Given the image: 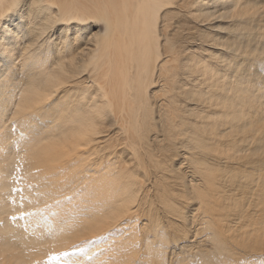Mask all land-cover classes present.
I'll list each match as a JSON object with an SVG mask.
<instances>
[{"label": "bare ground", "instance_id": "1", "mask_svg": "<svg viewBox=\"0 0 264 264\" xmlns=\"http://www.w3.org/2000/svg\"><path fill=\"white\" fill-rule=\"evenodd\" d=\"M0 18V133L5 131V135L0 134V148L4 147L0 149V164L4 163L0 170V221L4 215L19 214L18 208L26 197L23 192L17 195L20 185L13 191L16 185L11 188L12 177L18 173V160L31 159L21 149L11 148L6 132L10 126L18 130L21 118L25 120L38 112V117L33 118L37 120L43 109L59 108L71 116L54 118L53 122L48 118L50 122L46 120L40 128H33L38 130L37 135L36 131H28L31 115L26 120V131L34 134L33 147L43 144L38 149L47 153L53 148L66 159L64 162L70 161L76 168L81 165L83 182L97 176L92 183L97 182V187L89 198L93 194V207L101 218L113 221L119 215L126 217L139 194H152L161 212L169 213L168 219L164 216L168 220L167 225L163 220L164 227L174 228L169 226L173 237L177 233L185 238L180 232L185 228L177 219H181L183 210L193 207L195 199H200L198 209L207 214L205 222L214 220L215 224H211L215 231L212 237L217 244L211 237L209 240L217 247L212 243V250L233 248L232 255L228 250L232 258L242 256L247 264L248 256H252L256 264H264V110H260L264 104V61L260 56H264V0H0ZM167 19L177 22L170 26ZM95 25H101V31L87 36ZM27 33L36 36L31 41L24 40ZM171 39L177 44L176 52ZM63 42L64 50L53 51L60 49ZM39 50L53 52L51 58L39 56ZM66 51L70 53L69 63L64 61ZM88 85L93 89H87ZM152 87H158L153 94L149 92ZM74 91L79 93L77 99L66 98ZM78 107L82 110L76 111ZM109 111L116 114L112 121L107 117ZM44 113L40 116L44 117ZM9 122L14 123L7 125ZM64 167L57 169L63 173ZM149 167L154 168L152 177ZM20 169V175L27 171ZM45 172L33 175V186L44 180L51 184L59 175L64 177V173L48 172L46 176ZM7 179H12L11 183ZM5 188L11 191L5 193ZM29 191H35L31 196H37L38 186ZM80 192L83 195L84 191ZM142 207L143 203L137 205L138 210ZM195 211L198 212L194 208ZM177 213L180 217L174 219ZM30 218L36 221L34 216ZM12 221L6 217L0 223V247L14 240L3 232ZM15 223L20 224V220ZM187 223L192 226L195 220L187 219ZM178 226L180 231L175 229ZM207 229L203 228L209 235ZM174 230L179 232L174 234ZM192 233L187 242L198 235L197 231L194 236ZM153 241L156 240L150 242ZM240 241L247 243L243 246ZM117 251L113 252L116 256ZM221 259L225 264H234Z\"/></svg>", "mask_w": 264, "mask_h": 264}, {"label": "rangeland", "instance_id": "2", "mask_svg": "<svg viewBox=\"0 0 264 264\" xmlns=\"http://www.w3.org/2000/svg\"><path fill=\"white\" fill-rule=\"evenodd\" d=\"M167 20L169 21V22L167 21V24H170V26L174 25V23L177 22V19L176 20L167 19ZM53 25H54V23H53ZM101 29H102L101 25H95L93 30L89 29L86 34L88 36L91 33H97L98 31H101ZM25 35L27 37L24 40H27V41H29V40L31 41L32 39H34L33 37L36 36V34L34 36V34L32 35V33H29V34L27 33ZM99 36L100 35H98L97 38ZM57 40L58 39L55 37L54 41H57ZM170 41H171L170 45L172 47L173 52H176L175 47H177V44H176L175 40L171 39ZM172 42H173V44H172ZM64 44H66V43L63 42V44H61L60 49H58L56 47L53 49V51L64 50V47H62V45H64ZM23 51H25V49ZM42 52L39 50V52H38L39 56L47 57V58H51L50 55L53 53V52H51V53L46 52V50L45 51L42 50ZM66 52H67V55H66V59H64V61L66 60V63H69L70 60H68V59L71 58V57H69L70 53L68 51H66ZM139 56L141 57V55H139ZM260 56H261V60L264 61V56L263 55H260ZM90 86L87 89H93ZM157 88L158 87H152L151 89H149V92L151 94H153L154 92H156V90H158ZM78 92L81 93L82 91L79 90ZM74 93H75V95L79 94V93H76V91H74L73 93L68 94L66 98H71V96H72L73 100L75 97H76L75 99H77V95L74 96ZM260 108H261L260 110L263 111L264 109H262V108H264V104L263 105L261 104ZM47 109H50L49 113L47 112ZM81 110L82 109L80 107H78V109L76 111H81ZM43 112H46V114L44 113V117L40 116ZM65 113H67V112L62 113L59 108H56V110H51V107H48V108L43 109L40 112L39 118L37 119L39 121L35 120L38 117L37 116L38 112L35 113V115L31 114V115H33V117L31 115H29V116H31V121H29L30 117L28 116L27 119H28L29 123L31 124V126H33L32 124H35V126H33L32 128H30L31 126L28 127V124H27L28 121L26 122L27 119L24 120V118H23V120H24V122H23V120L21 118L20 121L22 123L19 122V125L21 124V127L24 126L23 129L18 125V130H19L18 131V130H16L17 126H13V127L10 126L9 130L6 132L7 133V139H8V141L11 142L10 143L11 148L21 149L23 151L22 154L24 156H26L25 154H28L29 156L27 157V159L28 158H31V159H28L27 160L28 162L23 160L22 161L23 163L19 162V160H18V162L16 163L17 164L16 165V167H17L16 172H18V173L21 172L18 170L19 168H21L20 170L27 168L26 169L27 171L21 173L22 175L24 174L23 175L24 177L22 175H20V173H19L18 177L21 176L20 177L21 179L17 177L18 173L14 174V176H13L14 178L12 177L13 181H15V180H19V181H17L18 184H16L17 182L12 181L11 188L13 187V184H15L17 186V187L16 186L13 187L14 189L15 188L18 189V185H20V189L18 191L19 192L21 191V192H20V194L18 193L17 195L22 196V194H23V196L26 198H24L23 205H21L20 208H18L20 211L18 215H15V216L4 215L2 217L3 219L0 221V223H1L2 221H4L6 219V217H11V220H13L12 222H10L11 227L8 229H4L3 232L6 234H10L12 237H14V240H12L10 243L8 242V244L5 245L4 247H0V264H155V263L156 264H179V263L180 264H196V263L199 264L200 261L202 262V263L200 262V264H206L205 262L207 260H208L207 264H213L214 260H216V262L219 264H225V263H223L224 261H222L221 258H223V260H225L226 263L232 262L234 264H238V263L239 264H243V263L246 264L245 259H243L242 256L239 257L236 255L233 258H232V256H230V255H232L231 253L234 252L232 250L233 248H231L230 250L228 248H226L227 251L228 250L231 251L230 255H228L229 251H228V253H227V251H225L226 250L225 248L224 249L216 248L217 242L214 239V237H212V235L214 236V233H215L214 229H212L213 228L212 225H215V224H213L214 220L213 221L210 220L211 221V223H210V221L207 219V223L205 222L206 221L205 219L207 218V214H205V213L203 214L204 210L198 209V208H200V206H199V203L201 201L200 199H197V200L195 199V201L193 203L194 205L192 208L187 209V211L183 210L180 213L182 221L179 218L180 217L179 213H177L175 215L176 218H174V216H173L174 219L179 218V219H177L178 222L180 223L179 225L184 227L187 230L191 226V224L187 223V219H188V222H190V219L195 220V223H193L194 225L192 224L190 229L195 234L197 231L198 235H199V231H200L201 232L200 235L205 236V237H201V236L195 235V238H193V241L191 240L193 243L191 241L190 242L188 241L191 245L187 242V237H189V239H190V236L192 233L190 229H189L190 232L188 230V232L190 234L188 232L185 234L184 232L187 230H185L183 228L184 231H182V228L180 226H178L179 228L175 227V229L177 228V230L179 229V231L181 228V231H180L181 236L184 234L186 240L184 237H178L176 232H179V231H176V230H174V234L176 233L174 235L176 240H174L173 233L171 232V230H169V228L171 226L168 225V229H167V227H164V223L166 222L165 223L166 225L168 223V220L166 221V219H168L167 217H168L169 213L161 212L162 210H160L161 207H160V204L158 203V199L156 197L152 196V194H148V195L139 194L138 200L134 205H132V210H130V213H127L126 217L123 216L125 214L119 215V217L117 218L118 220L117 219L113 220L114 222L117 220L116 223L111 221L112 219L105 221L103 218H101L99 215L100 212L95 211V209L93 207L94 204H96V201H94L95 199L93 198V194L91 195L92 197H90L91 199L89 198V196H90L89 194H91V190H93V188L95 189L97 187L96 186V184H98L97 182H96V184L95 183L92 184L95 180H97V176L93 177V179H91V180H88V181L85 180L84 182L86 183V186L88 183V186L86 187V186H84L85 183L83 182L84 176H82V174H81L82 169H79V166L81 167V165L78 164L77 168H76V166L74 164L73 165L71 164L72 166H74V168L71 167L70 163H72V162H70V161L68 163L64 162V161H66V159H64L61 155H59L58 152H56L53 148H51L49 150V152H47V153L45 151H43L42 149H38L39 147L41 148L43 146V144H41V146H38L37 148H36V146L33 147V145L35 143H33L34 141H31V140H33V135L36 134L38 131V130H34V129H36V128L38 129V127L40 128V126H42L44 123H46V120H48V118L50 119V121L53 122L54 118L58 119V117H66V116L70 117L71 116V115H68V113L67 114H65ZM109 115L107 117L108 118L110 117V120H111V118L113 120L114 116L116 117V114H114V112L109 111ZM45 116H46V119H45ZM33 118H35V119H33ZM40 119H41V121H40ZM17 120L18 119H16L15 121H17ZM50 121L48 120V122H50ZM13 123L9 122V123H7V125H11V124L13 125ZM26 124L28 127V131L30 133H32V132L34 133L35 131L36 132L34 134L29 135L30 133L28 131H26V128H27ZM106 124H107V121H106ZM108 124H109V120H108ZM114 126L115 125H113V127ZM113 127H111V128H113ZM107 128H109V127H107ZM114 129L115 128H113V130ZM24 130H25V132H24ZM110 130L112 133V129H110ZM21 131L24 133H22ZM25 133L27 136L25 135ZM0 134L5 135V131L0 133ZM29 139H30V142H28ZM41 142H44V141H41ZM32 143H33V145H32ZM3 148L4 147H2L0 149H3ZM26 150H28V151H26ZM36 150H37V152H36ZM32 153H33V155H32ZM62 161L65 164H62L63 163ZM125 161H127V160H125ZM6 163H8V162H6ZM25 163H26V165H25ZM3 164H0V170L3 168V166H2ZM61 165H63V167L65 166L64 168H66V170L63 168L64 174L60 170V169H62V168H60ZM1 166H2V168H1ZM56 166H58L57 168H60L59 170L61 172L56 168ZM23 167H25V168H23ZM54 167L56 169V170L54 169L55 171L52 169ZM8 168H10V167H8ZM149 168L151 171L150 176L152 177L153 176L152 170L154 171V168H152V167H149ZM47 169H52V170L49 171ZM77 169L79 170V172L77 171ZM41 170L47 171L44 173L45 175L48 172H49L48 174H50L52 171H54L51 174L56 175L58 173V175H59V173H60V174H63L64 177L63 176L61 177L59 175L61 177L60 178L57 175L58 177L54 176L55 177L54 179H56V177H57L58 179L60 178V181H58V179H56L54 182L52 181L53 183L49 184V182L44 180L45 182L44 181L36 182L35 185L33 186L31 183V181L34 180L33 175H35V173L37 171H41ZM57 170L59 172H57ZM67 170L70 171V173L66 172ZM67 173H68L69 178L67 177ZM77 173L80 175L79 177H81L82 180L78 177ZM144 175H145V173H144ZM35 176H38V175H35ZM147 177L148 176L145 175V178H147ZM62 178H64V179L62 180ZM138 178H142V176H140ZM12 179H7V180H8V182H10V180H12ZM24 179H27L28 181L27 180L24 181ZM21 180L24 183L21 182ZM26 182H28L29 185H27ZM21 183H23V187L25 189L29 188L28 190L26 189L27 192L24 191L23 187L21 186L22 185ZM75 183H79L80 185L75 184ZM75 185L78 186V188ZM35 186L36 187L38 186V191L36 194L37 196H35V195L31 196L32 194H35V191H34ZM70 188H73L75 190L73 191ZM21 189H23V190H21ZM29 190H32V192L33 191L34 192L31 193ZM10 191H11L10 189L5 188L4 192L9 193ZM80 191H84L83 195L86 194V195H84L85 199L82 198L84 196L82 195V192H80ZM88 191H89V193H88ZM147 192H148V190H147ZM27 193L29 194V196ZM80 193L82 195L81 197H80ZM143 197H144V199H143ZM86 199H88V200L86 201ZM91 200L93 201V203ZM88 201H89V204H88ZM151 202H152V204H151ZM90 203L93 205L91 206ZM139 203H143L145 207H142L140 210H138L137 205ZM86 204H87V206H86ZM150 204H151V206H150ZM196 204H198L197 205L198 207L195 206ZM34 205H36L35 208L33 207ZM88 205H90V206H88ZM90 207L93 208L94 210L93 209L91 210ZM194 208H195V210H198V212L197 211L194 212ZM50 209H53V210L51 211ZM65 209H66V211H65ZM158 209H159V212L161 214H159ZM183 212L186 214H184ZM200 212H202V214ZM92 215L95 217H93ZM135 215H137V216L135 217ZM157 215L160 216L161 219ZM161 215L164 219L161 217ZM186 215H188L187 216L188 218L185 219ZM190 215H194V216L192 217ZM196 215L197 216L199 215L201 217L203 215L204 219L200 217V219H201V221H200L199 216H198V218H196L197 217ZM205 215H206V217H205ZM32 216L35 217L33 220L36 219V221L31 222L29 220V219H31L30 217H32ZM48 216H50V217H48ZM52 216H55V217H52ZM164 216H166V219ZM129 217H131V218L129 219ZM194 217H195V219H194ZM183 218L186 221H183ZM17 219L20 220V224L15 223V221H17ZM73 220H78V222H76L77 225L75 223H72ZM90 220H91V222H90ZM94 220H97V222H94ZM98 220H99V222L102 221V224L104 226L103 228H102L101 223L99 225ZM103 220H104V222H103ZM120 220H122V221L119 224ZM150 220H152V221H150ZM163 220H165V222H163ZM180 221L184 222V223L186 222L188 224V227H187V224L183 225L184 223H182V225H181ZM82 222H84V223H82ZM105 222H108L109 224L105 223ZM192 222H194V221H192ZM122 223H124L125 226ZM156 223H157V225H156ZM197 223H199V224H197ZM70 224H71V226H70ZM88 224L91 226H88ZM104 224L107 225L106 226L107 229H106ZM110 224H112V225L109 226ZM196 224L198 226H196ZM200 224L205 230L208 228L207 226H209L207 231H209V233L210 232L211 233L209 235H207L208 232L203 230V228H199V227H201ZM203 224H204V226H205V224H208V225L204 227ZM122 225L124 226L123 228H122ZM126 225H127V227H126ZM157 226L160 228H158ZM210 226H211V230H209ZM94 227L95 228L97 227L96 228L97 231L95 230ZM91 228H93V230ZM110 228H111V230H109ZM172 228L173 227H171V229ZM121 229L124 231H122ZM158 229H159V231H158ZM162 229H166V230L163 231ZM94 230L96 231V233H94L95 232ZM161 230L163 231V234H165L164 236H167L170 232L169 236H167V238H169L171 236L169 240L167 238L166 239L163 238L164 236L161 234V232H162ZM150 231H152L154 234L151 233ZM123 232H125V233L123 234ZM147 232H148V234H147ZM155 232H157V233L155 234ZM150 233H151V235H150ZM159 233H160V235H159ZM166 233H168V234L166 235ZM194 233H192L193 234L192 236H194ZM133 234L135 236H133ZM178 235H180V233H178ZM154 236L157 239H154L155 238ZM160 236H162L163 240L161 239ZM119 237H121L122 239ZM147 237L149 238L150 241L151 240H156V241L155 242L153 241L154 243L150 242ZM210 237H211V239H214V241L216 242V244H215V242L214 243L212 242L213 244H215L214 246H216L214 248L215 250H212L214 246H212L213 245L211 243L212 240L211 239L209 240ZM144 238H147V239H144ZM182 238H184V239L182 240ZM203 238L205 241L203 240ZM164 239L166 242L164 241ZM195 239L197 242L195 241ZM117 240H118V242H117ZM147 240L149 241L148 243H147ZM179 240H180V242H179ZM207 240H208V242L211 243V245H209ZM164 242H165V244H164ZM195 242L196 243L199 242V244H196ZM223 242H222V244H225ZM206 243H208V245ZM246 243H247V241H240V244H242L243 246H245ZM261 243L262 242H259V244H261ZM120 244H122V245H120ZM128 244L130 245L129 247H127ZM203 244L204 245L206 244V245L204 246ZM118 245H120V249H119ZM130 247L133 249H131ZM208 247L210 248V252H211L210 254L207 253V252H209ZM149 248L151 249V251L149 250ZM199 248H200V250H199ZM26 250H29L28 253H25ZM196 250L198 251V253L196 252ZM206 250H208V251H206ZM114 251H117L116 252L117 256L115 255V253L113 254ZM128 252L131 255H128L127 254ZM149 252H150L151 256H150ZM153 252L155 253L154 256L156 259L153 256V254H154ZM205 252H206V254H205ZM215 252L217 254L219 253V255L215 254L216 255L215 256L214 255ZM221 252H224V254L227 253V255L226 254L223 255V253H222V256H221ZM133 253H135V255ZM195 253H197V254L200 253L201 255H204V257L207 260L205 258H203V256H201L200 254H199L200 256L198 257V255ZM132 254H133L134 259L132 257H130V256H132ZM136 254L140 257V259ZM194 255H196L197 258L194 257ZM192 256H193V259L195 261L194 263H193ZM207 256H209V257H207ZM223 256H225V257H223ZM125 257L127 258V260H125L126 259ZM135 257H136V259H135ZM238 257H239V259H238ZM195 258L197 260L198 259L199 260L197 261ZM234 258H236L237 260ZM117 259H118V261H117ZM186 259H188V260L186 261ZM241 259H243V260L240 261ZM253 259H255V257H253ZM253 259H252V256H248L246 262H249V263H247V264L258 263V261L257 262L253 261ZM156 260H157V262H156ZM228 260L230 262H228ZM182 261H185L186 263L182 262ZM209 262H212V263H209Z\"/></svg>", "mask_w": 264, "mask_h": 264}, {"label": "snow or ice", "instance_id": "3", "mask_svg": "<svg viewBox=\"0 0 264 264\" xmlns=\"http://www.w3.org/2000/svg\"><path fill=\"white\" fill-rule=\"evenodd\" d=\"M3 19V18H0ZM37 135H39V132H37ZM18 189H13V191H17ZM13 203H15V201H13Z\"/></svg>", "mask_w": 264, "mask_h": 264}]
</instances>
